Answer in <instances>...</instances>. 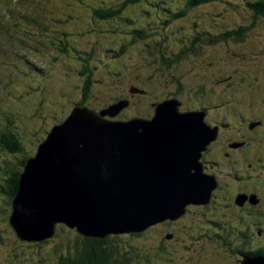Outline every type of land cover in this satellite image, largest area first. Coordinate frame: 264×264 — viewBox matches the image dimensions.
I'll return each mask as SVG.
<instances>
[{
	"label": "water",
	"instance_id": "water-1",
	"mask_svg": "<svg viewBox=\"0 0 264 264\" xmlns=\"http://www.w3.org/2000/svg\"><path fill=\"white\" fill-rule=\"evenodd\" d=\"M124 104L101 114L77 106L28 159L9 216L19 239L50 236L56 223L85 236L140 231L209 202L215 184L198 160L215 129L200 114L179 113L173 100L158 104L151 120L102 117ZM241 264H264V257Z\"/></svg>",
	"mask_w": 264,
	"mask_h": 264
},
{
	"label": "rangeland",
	"instance_id": "rangeland-1",
	"mask_svg": "<svg viewBox=\"0 0 264 264\" xmlns=\"http://www.w3.org/2000/svg\"><path fill=\"white\" fill-rule=\"evenodd\" d=\"M250 0H230L232 3H228V12H238L239 9L246 8L247 2ZM145 3L144 2H135L131 4L130 6V13L137 12ZM179 4H182L179 2ZM219 7L222 9L223 5L216 4L215 8ZM213 8H206V6H203V8H200L198 10H187L185 13V17L183 20L177 21L174 25H172L173 28L175 27H182V30H189L190 27H194L192 25V21L195 19L196 12L201 14V16H204L205 14L209 13V11H212ZM243 16H250L248 14L243 13ZM179 29L178 36H182ZM264 31V27H263ZM262 31V32H263ZM262 32L252 34L247 38V42L244 43V46L235 45V44H225L224 42L220 43L219 45H216L214 47H208L205 48V51L207 54H214L216 55L221 54L224 55L222 57H218L215 63L213 65L206 67L207 62L210 60L204 62L203 65H200L201 60L198 59L195 63L190 62V59H187L182 64V71L189 72L186 75V78L189 77V74L191 76L192 82L188 81V87H186V90L184 93H182V97L180 98L183 102L182 107L184 109H187L189 106L196 105V100H192L193 98L190 96L191 87L195 86L197 87L199 84L198 82L202 80L205 76H215L216 78L224 77L222 81H216L214 84H211L210 86L212 89H214V94L216 98L219 96V98L222 101V104L231 119H221V122L230 121L233 125L238 126L237 122V115L234 114L231 110L230 106L238 107L240 110H242L245 114L244 117L247 119V113H249L250 110L253 111L254 115H261L264 116V53L257 54L258 57L252 58V56H247L239 54V58L237 56L232 57L229 55H225L228 51V47L235 49L237 52H239V49H242L243 52L245 49H259L261 45L264 44V36H262ZM111 37H107L105 40L107 44H109ZM114 39L120 38L113 36ZM3 42L0 43V48L2 46L6 45H12L16 43L17 38L14 33H9L3 40ZM119 44V41H117ZM114 44V43H113ZM110 46H113L109 44ZM245 46H248L247 48H244ZM239 47V48H238ZM128 53L125 54L122 58V62H124V69L121 70L120 74L118 76H115L112 74V76H108L107 72H105L102 80H105L104 82L100 81H93L95 84V90L97 86H100L103 88V92L100 95H104L101 99H97L99 96L97 95V92L95 93L96 97H93L94 99H90V102H88V107L93 108L95 110H99L101 108H104L107 104L113 102L116 100V98L119 97H126L128 98V94H130V89L133 83L139 84L140 80H137L136 78L138 75V72L140 69H142V63H141V54H139L136 51V48H131L130 45H128ZM228 54V53H227ZM212 62V61H211ZM100 63L93 62V65H98ZM186 66L184 67V65ZM102 66V65H101ZM107 68H109V64H106ZM101 68V67H100ZM5 70H10L13 73V76L10 78H5L4 76H0V121L1 116L4 115L3 112L12 113L16 110H18L20 107L18 106L17 101L15 100L14 96L19 95L21 93V83L16 78V75L14 74L16 69L14 67V64L10 58L5 57L2 53H0V73L4 72ZM181 71V72H182ZM61 72V70H59ZM99 69H94L91 75V79H97L99 75ZM224 75V76H221ZM65 76V72L60 74V77L56 79V87H51L52 91L49 92H43L42 91V98L38 96L35 99V102H33L29 98H25L28 102H33L31 106L28 107V110H24L20 116H18L19 121V131H28L30 133L29 140L27 141L25 148L28 149V151H31L32 153V146L36 142L35 140H38L36 138L33 140V137L35 134H38L40 137H43V131L47 129L52 121L58 120V118H62L64 115L68 113L67 107L71 106L72 102L80 96V88L83 83L82 78L79 76L73 75L71 76L70 80H61V77L63 78ZM114 77V78H113ZM138 81V82H137ZM164 82V81H162ZM161 80L154 79L153 84L150 86H146L149 90L148 97H132L131 101L133 102L131 106L126 107L125 109L121 110L117 116L114 117L116 120H125L128 119V117L136 116V117H143V118H149L152 114L151 109L148 108L147 100L150 101H157L159 99L166 98L164 94H161L162 91V84ZM196 82V83H195ZM93 83L90 84V87L93 85ZM195 83V84H193ZM197 84V85H196ZM231 100V102L228 104L227 100ZM250 101L251 105L249 106L245 101ZM219 100L216 99L215 103H218ZM256 102V110L253 107V104ZM243 104V105H242ZM136 105V106H134ZM242 106V108L240 106ZM134 106V107H133ZM247 112V113H246ZM262 112V113H260ZM155 115V112L153 113V117ZM188 115V114H186ZM152 117V118H153ZM36 120L39 121V124L36 123ZM36 124V125H35ZM45 124V126H44ZM24 126V128H23ZM249 124V132L253 134L254 138L257 137L256 144L251 145V150L255 153L258 152H264V135L260 136V133H264V126H252ZM1 127V123H0ZM27 133V132H26ZM211 133H207L209 137L212 135ZM214 135L216 136V129L214 132ZM213 135V139L210 142H213L216 140L215 136ZM226 136L223 135L222 139L216 140L213 144L210 145V153H212L213 157H216L217 155L222 153V148L224 149V152L227 151L225 147H221V141L226 142L224 139ZM241 144L244 143V141L240 142ZM22 146H24V143H21ZM208 145V144H207ZM206 145V147H207ZM205 147V149H206ZM204 149V150H205ZM202 150V151H204ZM201 151V152H202ZM11 155L6 156L7 158H11ZM208 157V156H205ZM202 158L200 159V161ZM251 163H253L252 160H249ZM2 164L3 161L0 162V170H2ZM264 164V161L262 162ZM12 166V165H11ZM246 164L243 165L240 168V172L245 174H253L252 171L247 170L246 172H243ZM1 173V171H0ZM207 174L203 173L204 178L207 179ZM246 176V175H245ZM210 180V178L208 177ZM208 180V184L211 186L213 183ZM245 183L247 184V187L245 189H252V183L254 181V178H248L245 177ZM4 184V180L0 181V185ZM235 184H231V187L234 192ZM213 191H217L224 194L222 191H220L217 188H213ZM223 197V196H222ZM225 197V196H224ZM230 199L236 200L233 196H229ZM217 200H221V198H218ZM197 205L199 204H188L186 206L190 208L188 210L187 214L180 215L182 221H185L184 224L192 222V220L200 221V232L202 235L208 228V221L207 219H214L213 214H210L213 210V204L208 209H202L199 208ZM234 205V204H233ZM4 199H2L0 195V208L4 207ZM234 207V206H233ZM244 210L247 214V217L250 218V215L248 214L245 205H243ZM185 208V209H186ZM219 213V212H218ZM217 213V214H218ZM252 215L257 216L256 213H251ZM193 217V218H192ZM248 220V219H247ZM174 221V220H172ZM231 221L235 220L233 217H231ZM230 221V222H231ZM248 222H239L240 224L237 226L238 230H245V229H253V225ZM52 234H55L54 237H52V242H47V244H41L36 245L35 242H26V240H21L17 237L15 231L13 228H10L7 219L5 216L2 215L0 212V235L2 238H0V264H10L9 259L12 260V258L16 255H24L25 260L23 263H21V258L17 259L18 264H54V261L58 255H66L74 253V246L71 245L68 241H72L75 239L78 234L77 232L70 228L69 226H62L57 229V227ZM146 229V228H145ZM145 229H143L145 231ZM57 230V231H56ZM141 230V231H143ZM140 231V232H141ZM114 235H117L115 239H112L115 241L118 247L122 248V250H127L130 252L134 247H140L139 252L143 255L150 254L148 257L147 264H185L186 262V256L189 254L190 249L182 248L181 242L178 241V243L175 244L174 248H170L169 252L166 251H159L157 248L156 243V236L154 235V239L152 237V232H147L144 235L140 236H133L130 233H133V231H120V232H112ZM154 233V232H153ZM104 234V233H103ZM239 234V233H238ZM132 235V236H131ZM181 240H184L183 243L193 244L194 240L189 238L188 236L184 234H179ZM72 240H71V239ZM179 238V239H180ZM245 236L241 237L239 235H235L234 232L228 233L225 237L219 238V236H216L213 240H205V236L200 238L198 241L193 244L192 252H197L198 250V256H204V253L208 252L210 254V257L206 258H213L216 257L217 259H214L217 264H232L230 263L232 260L234 261V258L230 254V251H237L241 249H246V246L243 245V239ZM59 240H62L66 243V246L62 245L61 247L59 245ZM178 240V239H177ZM259 238L254 234L252 237V243L251 246H255L258 243ZM257 243H256V242ZM50 243H54L50 244ZM58 246L60 250L58 251ZM245 246V247H244ZM143 247H146L144 249ZM65 252V254H63ZM153 253V254H152ZM203 254V255H202ZM40 255V256H39ZM163 255H168L167 257H164ZM231 255V256H230ZM228 256V257H227ZM234 256V255H233ZM39 257H41L39 259ZM205 257V256H204ZM231 257V258H230ZM9 258V259H8ZM143 259V257H140ZM133 259H136V256L133 257ZM138 262L141 261V259L137 260ZM213 262V263H215Z\"/></svg>",
	"mask_w": 264,
	"mask_h": 264
},
{
	"label": "trees",
	"instance_id": "trees-1",
	"mask_svg": "<svg viewBox=\"0 0 264 264\" xmlns=\"http://www.w3.org/2000/svg\"><path fill=\"white\" fill-rule=\"evenodd\" d=\"M123 1L125 5L122 4L124 7H122L120 11L111 12L108 14L105 12L103 14H99L100 17L94 16L90 19L87 25V27H92V29L89 31V34L92 35V43L93 45H95V47H92L90 58L93 60V62L96 61L100 63L98 65H91L92 67L90 68L93 71V68L99 69L100 67H102L101 65L106 66V64L108 63L110 73L118 76L121 70L124 69V62H122V58L125 54L128 53V45H130L131 48L135 47L136 51L142 55V69L139 70L137 75L138 78H136L137 80H140V82L139 84H134L136 86H139L140 88L144 87L149 93V90L146 86L152 85L154 79L157 78L161 80V82L164 81L162 82L163 86L161 88V94H164L166 95V97L179 102H181V94L184 93L186 87H188V81L192 82V80L190 79V74L189 77L186 78V75L191 71L184 73V71L186 70L182 71L183 66L181 63H183L187 59H190V62L195 63L198 59H200L201 63L199 64L203 65L204 62L210 60L206 63V67H209L217 61L216 59L218 57H222L224 55L218 53L216 55L207 54L205 48L214 47L222 42H224L225 44L244 46V43L247 42V38L250 35L256 33L260 34V32L263 31L264 27V0L248 1L247 7L245 9L242 8L241 13L224 11L225 9H221L219 7L215 8V3V5H211L212 7H206L211 9L213 8V10L209 11V13L205 14L204 16H201V14L196 12L197 16L192 21V25L194 27H190L189 30L184 31L182 30L181 26L173 28L172 25H174V21L184 16L182 14H184L185 11L192 5H205V3H208L209 0H188L186 6L183 5L184 7L182 8V11L176 14H172V16H169V18L165 22L168 23L170 27L169 33L167 34H156L157 31H155V29L152 30V28L147 27L152 23V19L149 13L151 6L142 7L143 10L139 13L140 21H138V23H136L135 25L128 26L121 24L116 27L117 20L119 19V17L117 16L121 15L122 17H125V15L127 14L126 10L128 9L129 3L134 0ZM153 1L157 3V0ZM168 1L169 0H161L160 2V0H158L160 5H162L163 3H168ZM123 11L126 13H122ZM243 13L250 16L244 17ZM179 29L180 31L182 30V36L175 37L176 34L180 33ZM144 31L145 33H143ZM106 35H110L109 37L111 38L109 44L113 46L105 43L107 42L105 40L106 37H104ZM115 35L116 37H118L119 35L120 38L114 39L113 36ZM262 36H264V31L262 32ZM117 41H119V44L117 43ZM247 47L248 46H245L244 48ZM227 49L228 51L225 55H229L232 57L237 56V58H239L238 55L242 54V56L250 55L252 56V58H254L255 56L258 57L257 54L264 53V44L261 45L259 49H254L253 47L250 49H245L244 52L242 49H239V52H237L235 49L230 48V46ZM185 66L186 64L184 65V67ZM87 71L88 70H85V67L81 71V73L85 72V83L82 87L81 96L76 99V102L82 103L84 105H88L90 99H94L93 97H96V92L98 96L103 92V88L100 86H97L95 90V84L88 74L90 71ZM108 75L110 74L108 73ZM223 79L224 77L216 78L215 76H205L198 82L199 85L197 87L205 88L206 86H208L211 88V84H214L216 81L220 82ZM91 83H93V85L90 87ZM103 96L104 95H100L98 98H96V100L101 99ZM136 97L142 98L148 96L144 95L143 93H139L136 95ZM160 100L161 99L157 101H151L159 102ZM151 101L147 100V106L149 109H152L149 105ZM196 102V104H200L201 106L204 105V103L202 102ZM257 118L261 120L264 119V116L258 115ZM22 142L25 143V141L23 140H15V136H7L4 138L6 156L11 155V158H9V160L7 157L5 158L2 164V170H0V179L4 180V184L2 183L0 187L4 188L1 191L3 193L5 192L6 196L4 198L5 206L0 210L6 219L10 216L12 203L18 190L22 167L24 168V166H26L29 156L33 154V152L31 154V151H28V149L25 148V145H21ZM209 144L207 146H209ZM240 176L241 175H235L234 177L235 179H237ZM230 186L231 185H225L220 187V185H218L217 189H219L226 195H222L221 193L214 191L210 197V201L206 204H203V206H200L199 208L206 210L213 204V210L210 214H213L214 218L217 217L218 214H222L226 209V206L233 210V205L229 202V196H232ZM218 198H221V200H217ZM188 210H190L189 207L186 208L184 213L185 215L188 213ZM226 213L229 216L227 218L231 219L232 213H230L229 211H226ZM235 213L237 214L236 222L239 221L238 218L240 219V222H248V220H250V222L264 221V215L255 216L250 213V218H248L244 209H241L240 211ZM229 214H231V216ZM182 219L183 218L180 217L174 221H171V219L158 221L157 223L148 226L145 231H134L130 234H132L133 236H142L145 233L147 234V232H152L153 239L154 235L156 236V243H158L157 247L163 249V251L166 252H169L170 248H174L175 244L178 243V241L181 242L179 244H181L182 248L190 249L189 254L186 256L185 264H217L214 260L217 259L216 257L206 258L210 257V254L208 252L204 253L205 257L198 256V250L197 252H192L193 244L199 242L198 240L202 238V233L199 232V230H201L200 221H196L193 219L192 222L184 224L185 221H182ZM62 226L64 227L65 225L58 223L55 224V227H57V229ZM55 234H51L50 236H46L38 240H32L30 242H35L36 245L45 243L47 244V242H52L51 239L55 236ZM77 234L78 236L75 239L72 240L70 238L72 241H68L75 247L73 250L74 253L69 254L68 256H63L61 254L58 255L54 261V264H138L139 262L137 260L139 259H141L140 264H145V262L149 261L148 257L150 256V254L143 255L142 253H140V247H134L130 252H128V249L122 250V248L118 247L115 241L112 240L115 239L117 235H114V233L112 232L94 236H85L78 232ZM179 234L188 236L189 238L194 240V243H183L184 240H181ZM215 234L218 235L219 238H223V233L221 231L215 232ZM204 235L208 239L210 238L209 233L206 232L204 233ZM0 238H2L1 235ZM260 238H262V235L260 236ZM250 241L251 238L249 236L247 241H243V245L246 246V249L233 251L235 252L234 261L237 258L252 257L254 256V254L260 255V251L258 250H262L264 248V233L263 239L258 245L251 247L249 245L251 243ZM26 242L29 241L26 240ZM62 242L63 245L66 246V243L62 240H59V245L63 247ZM50 244L54 245V243ZM143 248L146 249V247ZM59 250L60 248L58 246V251ZM63 254H65V252ZM134 256H136V259H133ZM163 256L167 257L168 255ZM140 257H143V259ZM18 258H21V263H23V261L25 260L24 255H15L12 260L8 258L9 263L18 264ZM40 258L41 257H39V259Z\"/></svg>",
	"mask_w": 264,
	"mask_h": 264
},
{
	"label": "flooded vegetation",
	"instance_id": "flooded-vegetation-1",
	"mask_svg": "<svg viewBox=\"0 0 264 264\" xmlns=\"http://www.w3.org/2000/svg\"><path fill=\"white\" fill-rule=\"evenodd\" d=\"M238 112V115L236 114L238 126L233 125L232 122H230L231 119H229L230 121H226L227 123L221 122L217 117L214 119V125L217 124L218 126L216 140L222 139V136L225 135L226 137L224 139L226 140V142L221 141L220 146L225 147L227 151L224 152V149L222 148V153L217 155L216 157H213L212 153H210V145L213 144L216 141L215 140L213 142H210L209 146H207L201 154V161L203 163L204 171L213 175L216 174L217 176L221 177V181L223 176L232 179L233 175H238L240 172V168L243 165L247 164L249 160H251V158L256 157V162L264 161V152L255 153L251 150L250 147L252 144H256L257 137L254 138L253 134L248 130L250 128L249 124H251L252 126H264V119L258 120L252 110H250L249 113L246 112L248 116L247 119L244 117L245 113L242 110ZM260 134V136L264 135V133ZM241 141H244V143L241 144ZM228 167L231 170L227 171L226 169ZM240 177H242V175ZM253 178L254 181L252 183V188L259 199V203L256 206H253V208L256 209L258 215H264V176H254ZM230 189L231 191H233L232 187ZM234 192H242V189L235 186ZM229 202L232 205L234 204V202L230 198ZM233 206L232 217L236 221L237 214L235 212H238V206H236L235 204ZM245 208L248 212L250 210L249 204L246 203ZM242 209H244V207ZM226 210H228V206H226L225 211L220 214V217H226V219H228Z\"/></svg>",
	"mask_w": 264,
	"mask_h": 264
},
{
	"label": "bare ground",
	"instance_id": "bare-ground-1",
	"mask_svg": "<svg viewBox=\"0 0 264 264\" xmlns=\"http://www.w3.org/2000/svg\"><path fill=\"white\" fill-rule=\"evenodd\" d=\"M187 158V160L189 161V163L191 162V159H190V156H187L186 157ZM187 164H188V162H187ZM200 170H201V174L203 175V172H202V169H201V166H200ZM207 176V175H206ZM257 177V176H256ZM207 178H208V176H207ZM209 180V179H208ZM211 182H213L214 183V180L211 178ZM207 186V185H206ZM211 189H213L214 188V186H212V187H210ZM259 241V240H258ZM256 242V241H255ZM257 243V242H256ZM245 247V246H244ZM253 247V246H252ZM259 247V246H258ZM249 249V248H248ZM251 249V248H250ZM254 249V248H253ZM256 249V248H255ZM253 251V250H252ZM255 251V250H254ZM248 252V251H247ZM255 253V252H254ZM253 255V254H252ZM240 257V256H239Z\"/></svg>",
	"mask_w": 264,
	"mask_h": 264
}]
</instances>
